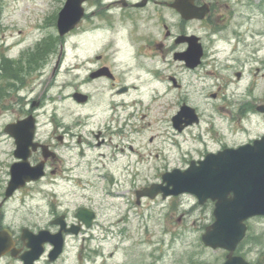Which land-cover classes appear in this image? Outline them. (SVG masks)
Here are the masks:
<instances>
[{
    "label": "rangeland",
    "instance_id": "rangeland-1",
    "mask_svg": "<svg viewBox=\"0 0 264 264\" xmlns=\"http://www.w3.org/2000/svg\"><path fill=\"white\" fill-rule=\"evenodd\" d=\"M65 2L0 0V72L2 59L9 58L14 67L30 75L35 70L30 64L37 59L30 60V56L41 44L46 48L40 57L45 59L55 42H87L81 30L59 41L52 17ZM220 3L223 8L230 5L234 19L227 27H218L225 29L222 33H214L210 24L197 30L206 52L199 70L190 73L168 66L169 74H178L182 88L176 89L170 82L159 86L152 81V85L148 80L141 97L144 103L139 101L133 108V127L124 131L121 140H114L120 147L112 152L114 161L112 154L101 161H94L93 156L90 161L76 160L73 177L56 190L58 199L53 197L48 175L2 207L0 227L19 237L22 228L56 232L51 222L57 214H67L69 223L77 222L75 214L81 208L97 214L93 227L65 237V251L57 262H49L46 254L38 264H215L220 259L219 250L201 243L206 227L214 221L213 207L198 205L194 196L169 200L142 197L138 202L136 195L162 183L166 172L186 170L191 161L202 160L208 153L238 148L264 136V117L253 116L247 105L264 102V0ZM196 27L191 25L192 30ZM237 27L238 39L232 34ZM43 59H38L37 65ZM166 69H160L159 79L164 78ZM237 73H242L240 80ZM47 78L48 73L42 81ZM2 86L0 77L1 93ZM157 88L155 94L163 99L155 108L148 107L150 93ZM184 103L196 110L200 120L179 132L172 119ZM4 106L0 98V203L9 180L7 151L12 147L3 129L15 118ZM46 110L49 114L50 106ZM45 116L42 122L48 121ZM46 129L41 128L42 132ZM121 148L125 152H120ZM194 206L196 210L190 211ZM185 212L188 217L179 223ZM247 235L249 246L264 251V217L248 221Z\"/></svg>",
    "mask_w": 264,
    "mask_h": 264
},
{
    "label": "flooded vegetation",
    "instance_id": "flooded-vegetation-1",
    "mask_svg": "<svg viewBox=\"0 0 264 264\" xmlns=\"http://www.w3.org/2000/svg\"><path fill=\"white\" fill-rule=\"evenodd\" d=\"M176 1L83 0L81 21L67 36L81 30L87 42H55L41 65L32 64L35 70L30 75L23 73L17 66L12 71L9 65L3 68L0 98L6 112L12 111L15 117L3 129L6 141L12 145L7 151L11 159L7 163L9 180L12 165L21 163L25 157L31 167L43 163L45 173L41 180L27 184L16 191L13 197L29 187L41 184L50 175L53 197L58 199L57 188L60 184L68 183L78 167L74 161H90L89 156H93L94 161H101L111 154V160L114 161L113 153L120 148L114 140H121L125 137L124 131L133 127V108L139 101L144 103L141 97L148 80L150 83L160 80V69L165 66L163 84L170 82L174 88L180 89L182 83L178 74H169V69L182 67L190 73L199 70L189 69L182 56L193 37L202 41L197 33L202 24H210L211 28L227 27L234 19L230 14L232 9L228 4L223 8L221 0H196L198 7L209 5V15L202 21L185 20L172 6ZM59 10L52 17L56 28ZM193 24H196V30L191 29ZM232 34L238 39L239 27ZM106 36L108 41H105ZM47 73L48 78L43 82L42 78ZM47 106H50L49 114ZM257 107L249 105L248 110H253V116L259 114L264 117V114L258 113ZM42 116L47 117L48 121L42 122ZM26 119L33 122L34 130L28 125V129L34 131L33 138L30 143L18 148L15 135L23 136L24 133L17 130L21 129L20 126L9 130L8 127ZM43 126L47 128L45 132L41 130ZM128 148L133 151L132 146ZM120 152H125V148H121ZM13 197L6 199L4 192L0 210ZM180 197L193 196L185 194L162 199ZM215 205L208 201L202 206H211L214 211ZM196 208L194 206L190 211ZM187 214L183 213L178 222L188 217ZM61 217H64L69 227L80 226L81 233L86 230L78 221L69 223L65 213L55 215L51 224ZM53 226L59 230V226ZM12 236L11 251L0 260V264L4 260H8L5 264H25L20 256L27 251L26 244L21 235L19 237L12 233ZM247 239L248 235L234 251L219 250L222 256L215 264H225L228 260L233 264H264V251L249 246ZM49 247L46 246V251ZM234 258L240 261H234Z\"/></svg>",
    "mask_w": 264,
    "mask_h": 264
},
{
    "label": "water",
    "instance_id": "water-1",
    "mask_svg": "<svg viewBox=\"0 0 264 264\" xmlns=\"http://www.w3.org/2000/svg\"><path fill=\"white\" fill-rule=\"evenodd\" d=\"M83 0H67L65 7L59 14L58 28L61 36L74 29L82 18ZM195 0H177L175 7L186 20H203L210 12L209 6L196 7ZM204 49L199 39L193 37L190 47L182 56L188 67L194 69L201 64ZM240 78L241 74H237ZM258 111L264 113V105L258 107ZM199 122L196 111L183 105L179 113L173 118L174 127L182 131L185 127ZM33 122L30 119L12 124L9 129L18 128L23 136L15 135L18 148L30 143L33 138V130L28 125ZM21 163H15L11 168V179L8 184L5 198H11L14 193L25 187L27 183L37 182L43 178L44 164L31 167L27 157ZM162 184H153L137 192L138 201L144 197L155 198L159 194L163 198L179 196L184 193L195 195L201 205L208 200L216 202L214 216L215 222L207 227L202 237V244L212 249H224L234 251L237 245L244 239L248 226L246 222L254 217H264V136L255 140L252 144L239 148H226L216 154H207L204 160L192 161L186 171L175 169L162 176ZM76 218L87 228L92 227L96 213L82 208ZM60 226L57 233L41 230L34 233L25 228L22 230V240L26 243L28 251L20 258L25 264H34L45 252V244L50 243L54 249L49 254L50 262H55L63 253L65 233L79 234L81 227L67 228L64 217L53 222ZM12 234L5 229L0 231V258L11 250ZM234 261H240L234 258ZM225 264H233L227 261Z\"/></svg>",
    "mask_w": 264,
    "mask_h": 264
},
{
    "label": "bare ground",
    "instance_id": "bare-ground-1",
    "mask_svg": "<svg viewBox=\"0 0 264 264\" xmlns=\"http://www.w3.org/2000/svg\"><path fill=\"white\" fill-rule=\"evenodd\" d=\"M154 81L155 84L159 85V86H163V81H164V78H161L160 80L156 81V80H152ZM151 81L152 85L154 84L153 82ZM159 89L157 88L156 90L154 89L151 93H150V100H151V103L150 105L148 106V102L146 103V107H152V108H155L156 106V103H158L160 100L163 99V95H156L155 92L158 93ZM168 91H170L168 89ZM213 120V119H212Z\"/></svg>",
    "mask_w": 264,
    "mask_h": 264
},
{
    "label": "trees",
    "instance_id": "trees-1",
    "mask_svg": "<svg viewBox=\"0 0 264 264\" xmlns=\"http://www.w3.org/2000/svg\"><path fill=\"white\" fill-rule=\"evenodd\" d=\"M44 48H46V47H44V44H41L40 46H38V48H37V51L35 52V53H33V55L32 56H30V60H33V59H35V58H37V59H43L42 57H40L41 55H40V52H41V50L42 49H44ZM36 59V60H37ZM37 62V61H36ZM10 65H12L13 63L12 62H8Z\"/></svg>",
    "mask_w": 264,
    "mask_h": 264
}]
</instances>
